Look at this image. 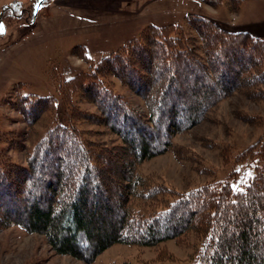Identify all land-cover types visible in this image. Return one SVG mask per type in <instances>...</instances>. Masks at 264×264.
<instances>
[{
    "label": "trees",
    "instance_id": "trees-1",
    "mask_svg": "<svg viewBox=\"0 0 264 264\" xmlns=\"http://www.w3.org/2000/svg\"><path fill=\"white\" fill-rule=\"evenodd\" d=\"M198 1L236 12L245 0ZM116 83L139 97L144 111ZM57 93L64 121L50 122L22 147L23 165L8 155L11 131L0 130V232L19 226L44 236L56 254L88 262L115 244L154 247L192 235L190 264H264V132L236 153L221 145L219 157L232 166L224 180L179 190L138 172L219 103L235 95L264 102L263 39L187 14L180 23L144 26ZM58 98L21 94L10 109L29 130L57 112ZM79 122L103 126L113 138L95 143ZM236 165L253 167L239 189L229 180Z\"/></svg>",
    "mask_w": 264,
    "mask_h": 264
},
{
    "label": "rangeland",
    "instance_id": "rangeland-1",
    "mask_svg": "<svg viewBox=\"0 0 264 264\" xmlns=\"http://www.w3.org/2000/svg\"><path fill=\"white\" fill-rule=\"evenodd\" d=\"M38 1L0 0V22L4 20L6 23L4 30L0 31V130L11 131L8 136L12 139H7L6 148L9 149V157L20 165L24 164L22 147L29 146L50 122L64 121L63 106L57 95L60 83L136 37L144 26L167 24L148 21V17L153 19L152 15L166 10L151 9L156 5L149 3L141 10L140 0H85V4L89 1L92 5L86 8V16L97 19L105 13L106 18L100 19L96 26L95 22L88 24L83 21L78 30L48 28L32 34L35 27L39 28L43 11H47L51 4L56 1L64 5L77 4L76 0L73 3L71 0H46L35 13ZM127 1L137 3L139 8L136 7V12L125 13L130 11ZM168 1L172 0L157 2H164L171 8ZM194 1L189 13L214 17L211 20L221 22L223 25L217 24L228 31L237 23L245 25L264 20V0H245L236 12H230L226 6L213 8L202 1ZM50 13H44L45 19L49 20ZM260 29L255 36L264 40V28ZM81 47L87 59L80 54ZM116 88L134 109L144 111L142 101L131 90L120 87L118 83ZM21 94L55 96L58 98L57 112L45 114L28 130L20 115L10 109L11 103ZM79 104L81 109L95 111L87 103ZM248 114L258 118L247 121L244 117ZM77 125L85 137L95 143H108L113 138L103 126L85 122ZM263 132L264 102L254 103L242 95H235L219 103L207 120L175 135L173 150L141 163L138 172L148 177L153 185L162 184L179 190L193 188L211 179L224 180L232 166L230 162L224 165L219 157L221 145H232L231 151L236 153ZM3 145L0 142V146ZM235 169L238 175L229 180H232L234 188L239 189L252 174L253 167L236 165ZM195 242L191 235L154 247L115 244L88 262L58 255L44 236L13 226L0 232V264H190Z\"/></svg>",
    "mask_w": 264,
    "mask_h": 264
},
{
    "label": "crops",
    "instance_id": "crops-1",
    "mask_svg": "<svg viewBox=\"0 0 264 264\" xmlns=\"http://www.w3.org/2000/svg\"><path fill=\"white\" fill-rule=\"evenodd\" d=\"M59 1H61V0H59ZM71 1L73 3L75 0H71ZM157 1L158 0H140L139 1V3L141 4L140 9L142 8L141 10H143V8L148 5V3L156 5L154 8H151V9L166 10V12H158V13L152 15L153 19L149 20V17H148L147 18L148 21H154L156 23H166V22L167 23L168 22L169 23H178V22H180V20L185 15L195 14L193 12L192 13L188 12V10L191 7H193V5L195 4L194 0H172V1H168L171 3V8H168V6L164 4V2H157ZM76 3L77 4H75V5H73V4L68 5L67 3H66V5H64V4H60L58 1H56V3L51 4L49 7H47L48 8L47 11H43V15H42L43 18L41 19V22L38 23L39 28L35 27L32 34H36L40 30L46 31L45 29H48V28H52L54 30H62V29L63 30H65V29L78 30L81 26L80 22L85 21L88 24H89V22H95L94 26H96L100 19L106 18V16L104 15L105 13L102 14L103 16L101 18H97V19H92V18L86 16V15H88V10L86 8H90L92 6L90 4L91 2L87 1V4H85V0H76ZM160 5H163V6L165 5V6L162 7ZM127 6H129L130 11L125 12V13L132 14V13L137 11V8H136V7H138L137 3L129 1L127 3ZM97 9H99V8H97ZM48 11L49 12L51 11V13H50L51 16H49V20L45 19V14H44V13H47ZM120 12L121 11H119L118 13H120ZM114 14H117V13H114ZM213 18H210V19H213ZM216 22L220 25H223L219 21H216ZM261 27L264 28V20L254 22V23L245 24V25H240L237 23L235 25H232L231 31H246L249 34L255 36L256 33L259 30H261L260 29ZM255 37H257V36H255Z\"/></svg>",
    "mask_w": 264,
    "mask_h": 264
},
{
    "label": "water",
    "instance_id": "water-1",
    "mask_svg": "<svg viewBox=\"0 0 264 264\" xmlns=\"http://www.w3.org/2000/svg\"><path fill=\"white\" fill-rule=\"evenodd\" d=\"M43 2V0H39L38 3L35 6V13L37 11V9L40 7L41 3Z\"/></svg>",
    "mask_w": 264,
    "mask_h": 264
},
{
    "label": "snow or ice",
    "instance_id": "snow-or-ice-1",
    "mask_svg": "<svg viewBox=\"0 0 264 264\" xmlns=\"http://www.w3.org/2000/svg\"><path fill=\"white\" fill-rule=\"evenodd\" d=\"M0 31H2V29H0Z\"/></svg>",
    "mask_w": 264,
    "mask_h": 264
}]
</instances>
